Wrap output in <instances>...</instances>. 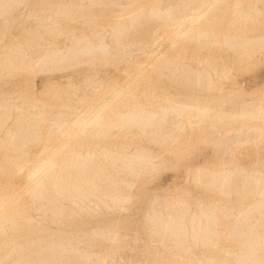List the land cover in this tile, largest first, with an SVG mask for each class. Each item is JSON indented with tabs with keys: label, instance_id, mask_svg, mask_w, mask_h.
<instances>
[{
	"label": "bare ground",
	"instance_id": "1",
	"mask_svg": "<svg viewBox=\"0 0 264 264\" xmlns=\"http://www.w3.org/2000/svg\"><path fill=\"white\" fill-rule=\"evenodd\" d=\"M134 1L136 5L130 4L133 7L122 8L119 0H80V5L78 0H0V85L9 84V77L13 79L22 72L45 73L72 67H83L98 75L109 66L123 63L125 74L123 83L113 80L95 85L86 75L89 79L82 82L84 87L91 86L94 96L108 89V94L104 93L108 101L104 97H91L86 89L82 94L77 84L72 83L67 102L60 101L62 94L57 88L61 87L50 83L46 90L49 102L37 98L33 85H28L27 92L21 93L25 106L18 104L19 93L11 87L0 90V156L4 158L0 164V264H103L112 258L111 253L120 241L113 226L81 231L78 235L77 231L48 232L43 222L48 219L62 227L83 214L97 215L102 210L115 213L122 209L131 199L133 177L140 179L161 165L147 149L130 150V143L141 137L149 138L162 151L176 152L174 157L180 160L186 148L180 151L183 141L178 135L187 125L200 126L205 122L212 133L221 136L214 145L219 153L216 158L226 156L230 162L213 168L200 165L185 172L190 174L193 185L207 193L228 197L234 194L238 202L224 204L212 197L209 203L199 202L191 210L184 197V200L178 196V199L152 198L143 216L145 226L150 225L151 241L161 244L152 264H264V160L258 159L254 167L242 170L233 161L236 151L245 143L259 142L264 135V127H260L264 124L261 102L241 101L237 104L238 115L231 117L232 114L209 103L193 105L171 95L158 96L156 83L150 76L169 74L172 83L205 92L221 87L212 74L218 77L227 74L225 66L201 52L216 45L235 54L240 52L239 62H248L254 54L264 51V31L257 29L264 24V15L257 5L264 0H172L166 6L156 0ZM97 4L104 9L93 14L95 11L91 9ZM86 10L92 17L99 15L105 19L99 18L102 20L99 25L97 19L88 17L84 21L87 29L76 28L79 18H73L72 14ZM218 13L222 15L216 18ZM224 18L228 22L220 30L216 21ZM65 22L73 23L71 30L65 28ZM147 24L149 28H143ZM169 27L173 28L167 31ZM164 30L170 41L166 42L170 54L167 51V56H154V51L152 55H144L152 62L148 69L137 59L132 61L133 50L146 54L154 47L151 39ZM56 35H64L67 42L56 43L53 39ZM188 45L194 47L191 57L196 66L187 60ZM14 94L17 102L12 101ZM70 101L74 104H69ZM52 108L57 111L52 113ZM231 122L238 126H232ZM165 123H170L171 129L163 130ZM111 130L122 134L120 146L94 143L97 138H108ZM88 137L93 141L90 144L84 143ZM34 142L44 144L36 155L30 148ZM201 142L215 144L211 137H203ZM171 144L178 147L169 148ZM7 172L25 173L26 186L22 192L15 193L12 180L8 186L3 185ZM237 173L241 174L239 181ZM8 190L14 192L9 196ZM22 200L31 203L29 210L38 218L29 216L23 220ZM217 212L227 218L220 229L215 227ZM96 239L108 245L106 251L94 255L90 250ZM224 241L229 244L224 245ZM191 243L208 254L201 258L194 256ZM80 245L89 249H81ZM146 245V252L153 253ZM216 250L221 253L219 258L209 254Z\"/></svg>",
	"mask_w": 264,
	"mask_h": 264
},
{
	"label": "rangeland",
	"instance_id": "2",
	"mask_svg": "<svg viewBox=\"0 0 264 264\" xmlns=\"http://www.w3.org/2000/svg\"><path fill=\"white\" fill-rule=\"evenodd\" d=\"M120 1H122L123 3ZM156 1H161V3H162V4L160 3L161 6H166L172 0H156ZM133 2L135 3L137 1L119 0L120 6L122 8L133 7L134 5H136ZM172 2H174V0ZM80 4H81V2H80V0H78L77 5H80ZM130 4H132L133 6ZM95 6H97V7H93L91 9L92 11H95V12H93V14H97V12H99V10L104 9V7H102V4H97ZM257 7L261 11L262 15H264V8H262V7H264V1L259 2ZM106 11H108L107 8H106ZM82 12L76 11V13L72 14L73 18H77V19L79 18L78 23L75 24L76 28L87 29V26L85 25L84 21L88 20V17L92 18L93 20L97 19L96 21H98L99 25H100L99 22H101L103 19H105V17H102L103 19L101 18V16L99 17V15L98 16L94 15L92 17L93 14L91 15L90 13H88L87 10L85 12L84 11H82ZM86 13L88 16L86 15ZM83 14H85V15H83ZM221 15H222L221 13L216 14V16H217L216 18H218ZM85 18H87V19H85ZM99 18H101L102 20ZM216 22L218 24V28L220 30H224L226 28V23L228 22V19L227 18L226 19L224 18L223 20L217 19ZM63 25L65 26L66 29H68L70 26L73 25V23H71V22L66 23L65 22ZM149 26H150V24H147V25H144L143 28H145V27L149 28ZM169 28L167 29V31L171 30V28H173V27H169ZM71 29L72 28H69V30H71ZM257 29L260 32L264 31V24L258 25ZM165 33H166L165 30L162 31V33L160 31V33L157 34L154 38L156 40H154L153 38L151 39L152 42L153 41L155 42L154 47L152 49H148L146 54L142 55L140 52H136L135 50H133L131 52V56L133 57L132 61L137 59V63H140L141 65L145 64L146 66H144V65L143 66L145 67V69H148L151 67L152 62L147 61L145 59L144 55H147V54L152 55V53H154V51H156V53H154V56H163V55H165V53H167V51H168V54H170L169 52H171V50L168 47L169 44H168V46L166 44V42L169 43L170 41L167 40ZM105 37H106V41H108L109 37L107 35ZM53 39L56 43H58L60 45H63L64 43L67 42V38L64 35H56ZM161 40L163 42H161ZM156 42H158V43H156ZM167 48H169V49L167 50ZM193 48L194 47L192 45H188L187 60H188V62L190 61L189 63H194L193 66H196L195 62L193 61V58L191 57ZM132 53H133V55H132ZM238 53H240V52H238ZM238 53L235 54L232 51H226L224 49H220L216 45L211 47V49L208 51H202L201 52L202 56H211L214 58L213 62L215 60L220 61L225 66V69L227 70V74H224V75L222 74L220 77L212 74V78L221 87H218L216 89L214 88L213 90L211 89L212 91L210 90L209 92H205L203 90L193 88L190 86L186 87V86H183L180 84L172 83L170 81L169 76H167L169 74H167V75L165 74V75L160 76V77L157 74H150L151 79L153 80V83H156V94L158 96L171 95V96H174L179 101L184 100V101H187L193 105L194 104H207V103H209V104L216 106L217 108L221 107V109L224 110L225 112L229 113V115L232 114L231 117L232 116L235 117L236 115H238L240 107L237 104L241 101H243V102L246 101L245 103H247L250 101H254V99H256L257 100L256 102H258V101L261 102L262 107H264V97H262L264 95H261V94H264V51L257 52L256 54H254L253 57L248 62H244V61L239 62V60H238L239 54ZM155 54H157V55H155ZM165 56H167V55H165ZM139 57H144L143 59H145L147 62L145 60H139V59H142ZM190 59H192V60H190ZM135 62H136V60H135ZM118 65L119 66H117V67L109 66V67L103 69V72H100V74H98V75H95L94 73H90V72L86 71L83 67H80V68L72 67L71 69L73 71L70 68L68 70L67 69L66 70L62 69L59 71L54 70L55 71L54 74H52L54 71L45 72V73L40 72V71H35V72L33 71V73L22 72L21 74H19L17 76L18 78L16 76H15L16 78L14 77L13 79L11 77H9V80L7 79L8 82H10L9 84H7V85L3 84L2 85V83H3L2 82L0 85V90H7V89L10 90L8 87H11V89L18 92L19 93L18 95L17 94L13 95L14 99H12V101L17 102L20 99L18 104H20V105L22 104L21 106H25V104L22 102L23 101L22 96H24L23 94H25V92H27L28 85H30V86L33 85L35 96L37 98H40V99L46 101V102L48 101V98L46 96V94H47L46 90H47V88H49L48 85H50V84H53L55 87H61V88H57L59 93L61 92V94H62V99L60 101H65V102L69 101L68 95H69V93L72 92V89H70V83L77 84L78 89H81V91L80 90L77 91L78 94H81V93L83 94L84 90L86 89L87 92L86 91L85 92L88 95H90L91 97H94V98L98 97V98L103 99L102 97H104V93L108 94V89L105 88L104 93L99 92V93L95 94L96 96H94L93 92H92L93 91L92 87L89 86L90 88L89 87L86 88V87H84L85 85H83L82 82L89 79V77L86 76V75H88V76H90L89 80H93L92 82L94 83V85H95V82L101 83V81L105 84H109L113 80H116L119 83H123L124 79H125V76H124L125 74L123 72L124 64L121 63ZM148 65H150V66H148ZM146 67H148V68H146ZM210 67L209 68L206 67V69H210ZM64 70H65V72H63ZM68 72H72V73H68ZM39 73H41V74H39ZM49 73H51L52 76ZM73 73H75V74H73ZM90 74H93L94 78H92L93 75H90ZM32 75H34L35 77ZM44 76H46V78ZM63 76L68 78V79L64 78ZM52 77L54 80L52 79ZM57 77L59 78V80ZM61 77H63V78H61ZM95 77H97V78H95ZM50 78L52 80H49ZM83 78H85V79H83ZM47 79L49 81H53V82H49V81H47ZM69 79H71L70 82H69ZM55 80H56V82L59 81V83H56ZM62 80H64V81H62ZM65 80H66V82H65ZM60 83H61V86L59 85ZM63 83H65L64 84L65 88H64ZM93 83H92V85H93ZM103 83H101V84H103ZM11 85H13V86H11ZM4 87H6V88H4ZM42 87H44V88H42ZM66 87L68 88V90H63V89H67ZM39 89H41V90H39ZM69 89H70V91H69ZM88 91H90L92 94L89 93ZM21 93H23V94L21 95ZM39 93H40V95H39ZM42 93H45V94L42 95ZM107 94H105L106 95L105 97H108ZM16 95L19 97L18 100L16 98L17 97ZM211 97H213V98H211ZM15 98H16V100H15ZM106 99H108V98H105V101L109 100V99L108 100H106ZM157 100L159 101V99H157ZM53 101H50L53 103L51 105H54ZM68 103L72 105L73 101L72 102L70 101ZM56 111H57V108L51 109L52 113H55ZM105 112H107V110ZM235 113H237V114H235ZM182 122L185 123V118L182 119ZM230 124L232 126H238V124L237 123L235 124V122H231ZM257 124H259V122ZM201 125H203V126H201ZM260 127H264V124L261 123ZM169 129H171V124L165 123L163 125V130L167 131ZM250 131L251 130H249V132ZM110 132L113 135L109 134L108 138H105V139L97 138V139L93 140L94 143H98V144L106 145V146H120L121 145L120 140L122 138V134L116 132V130H113V131L111 130ZM114 134H116V135H114ZM251 136H253V135L251 134ZM178 137L179 138L181 137L180 139L183 141L179 145L180 151H183L186 148L184 150V152H185L184 157L180 160H178L176 157H174L176 152L169 153V152L162 151L159 148V145L150 142L149 138L141 137L140 139L133 140V143H130V145L128 147L130 150L134 151L136 148L147 149L154 156L153 157L154 161L157 163L161 162V165L155 171L151 172L150 174L147 172L145 175L141 176L140 179H138V178L135 179L133 177V180H134L133 186L129 190V194L131 195V199L129 200V202L125 203V206L123 208H125V207L126 208L124 210L122 208L115 213L114 212L113 213L108 212L106 210H102L97 215H85V214H83L76 221L70 220L67 222V224L65 226H62V227L58 226L55 222H51L50 220L46 219L43 222L44 228L48 232H61V231L62 232H75V231H77V233L79 235L81 233V231H85V230L91 231V230H94L98 227L106 229L108 227L110 228L111 226H113V228L116 229L118 232L120 241L115 246V250H113V252L111 253L112 258L106 259V261H104L103 264H148V263L152 264V260L157 256V254L155 252L161 251V244L158 242L151 241L152 239L148 235L149 234L148 232L150 230V225L147 223L146 224L147 226H145L146 222H145L144 217H143L145 210L148 209L149 203H150L152 198H156L158 200H162L165 198L167 199L168 197H169V199H178V198H179V200L186 199L185 201H188V203H190V205H191V210H194L196 207V204L199 202H202L204 204L209 203V201L212 200V197L218 198L221 201V203H224V204L230 203V204L236 205L238 202V198L234 194H231L228 197V196H224L223 194L219 195V196H215V195H212L210 193H207L206 191H204L200 187L193 185L191 183V180H190L191 176L189 177L190 174L185 172L186 170L188 172H192L193 169L200 167V165H202V166L206 165L207 166V164H208V167L213 168L215 165H219V164L224 165L225 163H229L230 160H228V158L226 156L216 158V155L217 154L219 155V153H217L214 145H216L217 141L219 139H221L220 138L221 136L218 133L217 134L212 133V131L208 128L207 123L205 122V123L200 124V126L193 125L192 127H189L187 125L186 128L178 135ZM203 137H206L208 139H210V137H211L212 140L215 142V144L214 143L205 144V143L201 142V138H203ZM259 138H260L259 140L261 142L260 141L259 142L251 141L247 144L245 143V145L243 144L244 146H242L238 151H236V153H235L236 161H235V159H233V161L235 162L236 167L237 166L239 167V168L237 167L238 169H240V170H242V168L243 169H247V168L250 169V168H252V166L254 167L255 162L258 161V159L264 160V144H262V142H264V135L260 136ZM86 139H87L86 142H84L86 144H90L93 142L91 140L92 138H90V137H88ZM257 144L259 146H256ZM43 145L44 144L40 143V142L32 143L30 145L31 153L35 154V155L39 154L41 152ZM168 146H169V148L170 147H172V148L178 147V145L175 146V144H171ZM243 147H244V149H242ZM255 149H257L259 151L255 150ZM177 152H179V150ZM0 155H2V153H0ZM158 156H161V157L158 158ZM260 156H261V158H260ZM0 157H1L0 164H3L4 158H3V156H0ZM218 159H219V161L217 162L216 160H218ZM210 160H211V162L208 163L207 161H210ZM222 160H223V162H222ZM214 162H216V163H214ZM202 163H206V164H202ZM173 164H177V165L175 167H173ZM24 175H25V173L24 174L23 173L13 174L12 172L11 173L7 172L3 175L4 178L2 177L3 178L2 181L4 180L2 183L4 186H8L10 184L9 183L10 180H12L15 182V183L13 182V185H12L13 186L12 189H15V193L16 192H22L23 188H25V186H26ZM235 176H236V181H239L241 174L237 173V174H235ZM186 177H188V179ZM16 187L17 188L19 187V189H17ZM13 192L14 191L8 190V194L10 193L9 196ZM177 196H178V198H176ZM182 197H184V199ZM24 200L29 201L26 198H24ZM24 200L21 201V204H22L21 205L22 206L21 213H23L22 214V217L24 218L23 220H25V218H28L29 216H33V217L35 216L36 217L35 213H33V211H31L32 206H31V203H29L30 201L25 202ZM24 203H25V205H24ZM29 208L31 210H29ZM216 214H217V217H216L217 218L216 219L217 224L215 227L218 229L223 228V226L227 222V218L223 217L220 212H217ZM36 218H38V217H36ZM21 222H23V221H21ZM23 223H25V222H23ZM147 243L152 248V252H153V253H151L152 255L147 253L145 250ZM223 244L227 246L229 244V242L224 241ZM107 245L108 244L106 242H103L100 239H96L93 242V247H91L90 251L94 255L99 254L103 251H106L105 247H107ZM80 248L81 249H89L88 246H84V245H80ZM191 249H192L191 253L196 257L201 258V257H204L205 255L208 254L207 250L204 251L203 249L194 245L193 243H191ZM209 254H211L212 256L215 255L214 256L215 258H219L221 255L219 250L213 251L212 253L209 252Z\"/></svg>",
	"mask_w": 264,
	"mask_h": 264
}]
</instances>
